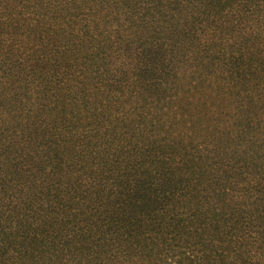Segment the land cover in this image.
<instances>
[{
    "label": "trees",
    "instance_id": "16d2710c",
    "mask_svg": "<svg viewBox=\"0 0 264 264\" xmlns=\"http://www.w3.org/2000/svg\"><path fill=\"white\" fill-rule=\"evenodd\" d=\"M0 264H264V0H0Z\"/></svg>",
    "mask_w": 264,
    "mask_h": 264
}]
</instances>
